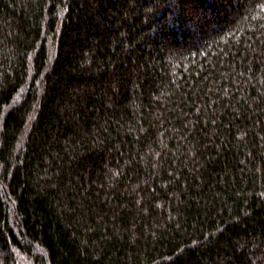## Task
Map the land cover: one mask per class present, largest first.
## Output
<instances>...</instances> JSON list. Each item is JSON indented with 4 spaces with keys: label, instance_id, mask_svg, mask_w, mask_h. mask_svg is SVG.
I'll return each instance as SVG.
<instances>
[{
    "label": "trees",
    "instance_id": "1",
    "mask_svg": "<svg viewBox=\"0 0 264 264\" xmlns=\"http://www.w3.org/2000/svg\"><path fill=\"white\" fill-rule=\"evenodd\" d=\"M0 264H264V0H0Z\"/></svg>",
    "mask_w": 264,
    "mask_h": 264
}]
</instances>
